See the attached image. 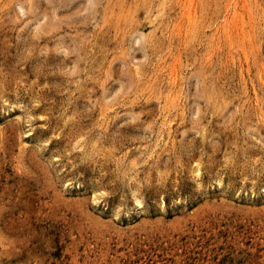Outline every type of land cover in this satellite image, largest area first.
I'll list each match as a JSON object with an SVG mask.
<instances>
[{
  "label": "rangeland",
  "instance_id": "rangeland-1",
  "mask_svg": "<svg viewBox=\"0 0 264 264\" xmlns=\"http://www.w3.org/2000/svg\"><path fill=\"white\" fill-rule=\"evenodd\" d=\"M0 264H264V0H0Z\"/></svg>",
  "mask_w": 264,
  "mask_h": 264
}]
</instances>
